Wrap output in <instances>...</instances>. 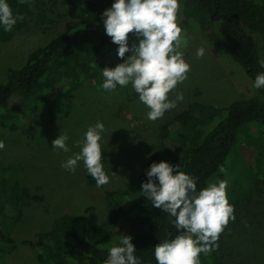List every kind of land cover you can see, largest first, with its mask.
<instances>
[{
	"label": "rangeland",
	"instance_id": "rangeland-1",
	"mask_svg": "<svg viewBox=\"0 0 264 264\" xmlns=\"http://www.w3.org/2000/svg\"><path fill=\"white\" fill-rule=\"evenodd\" d=\"M110 1L19 0L16 15L23 16V20L14 26L16 33L12 40L0 49V83L9 70L19 69L25 64L31 50L70 28L91 9L110 4ZM179 3L177 22L185 41L179 50L190 65V71L187 79L169 94L170 99H175L176 93L182 92L183 101L165 112L162 118L156 121L146 118L149 109L139 101L131 84L105 92L102 88L105 78L99 74L102 71L94 69L91 57L82 51L72 58L75 66L72 74L80 76L83 85L74 92L71 112L65 119L28 125L16 132L0 127V141L5 145L0 149V181L5 179L7 189L18 199L19 214L7 211L8 215L15 217L10 235L17 243L51 232L58 219L66 214L85 216L97 225L107 224L110 207L105 191H126L129 183L148 166L160 144V129L170 122L174 113L187 111L195 104L225 111L232 101L251 93L250 84L242 78L244 73L232 64L225 52L202 41L192 21L182 24L183 11ZM128 42L138 46L137 42ZM199 48L205 50L202 58L196 56ZM131 55L130 51L123 59L119 58L118 64L124 63ZM259 56L264 60V48L260 43ZM118 64H104V68H115ZM84 71H88L85 73L89 77L87 80H84ZM195 115L198 127L192 143L198 144L225 113L196 111ZM97 121L102 122L106 129L100 141L101 162L109 177V183L99 188L95 181H90L82 161L74 173L61 167L63 161L80 151L76 142L82 140L87 128ZM64 133L69 136L66 143L71 149L67 153L52 148V141ZM220 176L225 178L222 180L227 184V196H241L234 211L236 219L229 221L226 229L223 262L264 264L263 124L251 123L239 128L224 164L209 179L207 186L221 181ZM252 181L255 185L259 183L257 191H247ZM19 187L26 188L28 195H23ZM259 190L262 192L258 193ZM134 230L138 231V228ZM0 264H39V261L36 250L20 246L0 258ZM66 264L82 263L70 259Z\"/></svg>",
	"mask_w": 264,
	"mask_h": 264
},
{
	"label": "trees",
	"instance_id": "trees-1",
	"mask_svg": "<svg viewBox=\"0 0 264 264\" xmlns=\"http://www.w3.org/2000/svg\"><path fill=\"white\" fill-rule=\"evenodd\" d=\"M112 1L98 9H91L70 28L31 50L21 68L8 71L0 83V127L16 132L28 125L65 119L71 112L74 92L83 85V79L72 74L75 69L72 58L78 52L88 53L92 67L101 71L105 69L104 64L119 63V46L107 36L102 19L103 12L112 7ZM179 2L183 11L182 24L192 21L202 41L222 49L232 64L244 73L242 78L250 84L251 93L232 101L225 111L195 104L187 111L174 113L170 122L160 129V144L148 166L129 183L126 191H105L110 207L107 224L97 225L85 216L66 214L58 219L51 232L17 243L10 235L15 217L8 215L7 211L19 214L18 199L7 189V181L2 179L0 243L3 247L0 248V258L25 246L36 250L39 264H66L70 259L82 264H104L109 249L119 245L120 235L127 232L126 236L132 238L135 255L142 264H157L155 246L174 239L180 232L172 223L173 217L155 208L143 196L141 185L147 182L146 172L150 166L162 161L173 166L179 164L181 171L196 180L199 191L207 187L209 179L224 164L239 128L251 123L264 125V88L253 87L255 76L264 73L259 63V43L264 48V0ZM7 3L16 15L19 0H7ZM15 33L14 27L11 32H4L0 26V49L12 40ZM129 40L139 43L135 34H129ZM128 44L129 48L133 46L132 42ZM92 67L87 66L90 70ZM85 73L88 71H84V80H87L89 77ZM196 111L225 113L198 144L192 143L198 127ZM89 179L92 183L95 181L91 176ZM254 183L251 182L247 191H257L259 183ZM19 188L23 195H28L26 188ZM240 197L234 194L227 196L234 209L240 204ZM132 226L135 228L130 229ZM227 226L220 234L218 247L213 246L207 255L200 254V264H225L222 247ZM136 227L138 231L134 230Z\"/></svg>",
	"mask_w": 264,
	"mask_h": 264
},
{
	"label": "clouds",
	"instance_id": "clouds-1",
	"mask_svg": "<svg viewBox=\"0 0 264 264\" xmlns=\"http://www.w3.org/2000/svg\"><path fill=\"white\" fill-rule=\"evenodd\" d=\"M179 10V0H115L102 14L107 36L119 46V58L123 59L130 51L133 53L124 63L102 71L105 78L102 88L110 92L117 86L124 88L131 84L139 101L149 109L146 118L151 121L162 118L184 99L182 92H177L175 99L169 98L190 71V65L179 50L185 43L177 22ZM22 20L23 16L14 15L7 0H0V26L4 32H11ZM129 34L139 38L138 46L129 48ZM204 53L205 50L199 48L197 58H202ZM259 63L264 68V60ZM253 87L264 88V73L255 76ZM105 131L100 121L89 126L83 139L76 142L80 151L61 163L62 168L74 173L82 161L97 188L109 183L101 162L100 141ZM68 139L67 133L60 134L52 141V148L65 153L71 151L66 143ZM4 147L0 141V149ZM146 176L147 182L141 185L143 196L155 208L173 217L172 223L180 232L174 239L155 246L157 264H200V254L207 255L213 246L218 247L220 234L229 221L236 219L235 209L227 199L226 182H211L198 191L196 180L181 171L179 164L173 166L163 161L153 163ZM131 239L120 235L119 245L109 249L104 264H142L135 255Z\"/></svg>",
	"mask_w": 264,
	"mask_h": 264
}]
</instances>
